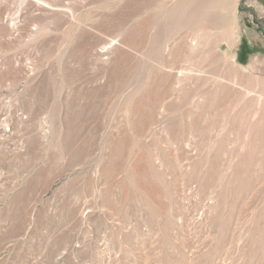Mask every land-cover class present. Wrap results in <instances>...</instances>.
Wrapping results in <instances>:
<instances>
[{"label": "rangeland", "instance_id": "obj_1", "mask_svg": "<svg viewBox=\"0 0 264 264\" xmlns=\"http://www.w3.org/2000/svg\"><path fill=\"white\" fill-rule=\"evenodd\" d=\"M0 264H264V0H0Z\"/></svg>", "mask_w": 264, "mask_h": 264}]
</instances>
